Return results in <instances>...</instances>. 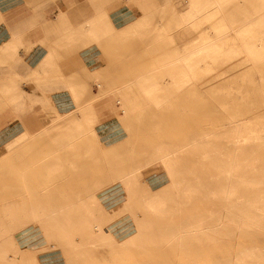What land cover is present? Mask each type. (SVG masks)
I'll return each mask as SVG.
<instances>
[{
	"label": "bare ground",
	"instance_id": "6f19581e",
	"mask_svg": "<svg viewBox=\"0 0 264 264\" xmlns=\"http://www.w3.org/2000/svg\"><path fill=\"white\" fill-rule=\"evenodd\" d=\"M63 2L64 6L59 3L56 17L58 22L68 20L67 13L94 12L98 14L91 19L93 25L89 26L86 21L81 28L72 29L69 26L65 31L70 41L76 40L77 37H81L84 41L83 38L88 35L87 37L95 39L100 36L101 41L114 40L111 44H115L117 39L129 36L134 38L148 21L155 19L151 14L153 10L149 0H135V2L132 0H84V5L80 4L81 0ZM240 5L242 6V3L238 0H178L177 6L184 13L182 17L180 16V21L185 24V29L179 36L182 35L188 42L190 41L193 50L187 49L184 57L177 58L178 64L164 65L160 71L141 76L139 81L143 89L162 88L164 90L172 84L179 89L196 87L199 88L198 90L209 92L210 94L206 97L199 96L197 92L193 118L198 123L208 121L215 125L211 130H201L187 135L186 143L180 148L181 155L170 153L164 147H160V152L154 155V160L150 164L154 163L155 168H162L159 174H166L168 182L164 190L148 192L143 200V207L153 214H163L165 212L163 206L168 197L176 201H188L195 194L198 200L207 202L212 207L215 205L214 210L202 215L197 214L191 219H183L181 221L183 225L180 227L172 230L167 228L160 233L154 231L144 234L141 232L142 227L151 229V225L155 223H152L153 220L150 221V219L142 221L134 217L137 233L118 238L115 235L117 226L113 224L120 220L118 227L126 226V222L121 218L123 210L120 209H123L135 197V192L130 193L129 198L116 212L105 214L92 209V204L102 207L100 201L102 197L97 194L88 196L87 199L91 201L87 203L80 200L76 194L68 196L57 192V189H63L62 185H49L47 188L48 182H58L66 178L68 182L69 174L73 178H76L77 174L84 178V175L91 171L92 174L97 173L101 176L106 173L105 168L96 166L89 170L90 166H94L91 162L82 163L72 160H67L68 163L59 162L63 156H69V158L76 156V154L72 156L70 153H61L56 155L57 159L53 163L39 164L34 172H28V175L33 173L42 175L51 168L50 173H59L54 178L46 177L43 181L40 177L29 178L27 173L20 175L15 162L12 164V171L0 173V182H4L0 184V199L3 201L0 207V264H29L24 258L26 254L20 247V243L15 240L16 236L21 238L22 245L29 252L46 251L53 242L60 250L65 251L66 255L72 256L74 251L80 252L81 248H84L82 250L86 254L87 246L92 244L116 245V243L137 241L141 243L145 238H149L161 244L186 243L190 246L205 247L204 252L218 254L206 259L209 264H264V10L236 8L229 10L231 14H245L243 18H228L231 23L238 22V30L232 31L233 24L229 26L224 24V19L219 18V13L222 8L229 9ZM259 5L264 6V0H261ZM123 6L137 7V10L141 11V16L121 29H117L111 25L109 14ZM173 9L160 10L164 16L174 13L176 9ZM255 13L257 15L253 16ZM249 14L252 15L248 16ZM34 18L31 15L11 28V40L0 48V59L7 57L13 42L22 41L26 31L24 25L31 24ZM50 28L53 27L46 26L44 30L48 32ZM28 41L33 44V47L38 44L33 39ZM90 42L92 41L87 42L86 45ZM133 42L130 47H139L138 40ZM56 54L57 51L49 48V52L39 61L36 68H31L28 63L24 62V64L21 60H17L18 62H15L3 75L7 78L14 77V79L22 75L35 80L40 79ZM66 54L68 53L65 52ZM23 65H28L26 74H22ZM152 68L155 69L153 66ZM218 70L220 72L216 74ZM225 70L232 73L227 77ZM70 71V79L65 82V86L76 98L79 92L78 87L81 92L85 90L86 78L81 77L79 73L76 76L75 68ZM232 76L233 79H230ZM167 77L173 78L171 83L167 81ZM6 83L5 88L12 87V81ZM218 86H235L239 90L216 93ZM97 87L101 88V92L104 91L102 84L98 83ZM26 92L20 89L19 94L15 96L12 106L16 111H23L24 105L19 103L29 97L25 94ZM126 94L118 93L116 103L125 110L123 113L127 110L134 113L139 106ZM30 98L32 102L30 106L43 103L45 100V96L37 95L34 91ZM219 105L222 108H219ZM42 106L46 107L43 104ZM199 106L202 107L201 111ZM139 124H141L140 121L136 123V125ZM91 126L92 122L84 123L78 117L58 118L50 127H46L45 132H42L39 137L51 136L52 140L72 139L90 130ZM36 133L32 134L26 128L19 137L5 146V151L0 154V157H22L30 153L34 147L26 148L24 143ZM60 149L62 150L61 147ZM183 152L187 154L186 156L191 153L200 155L201 166L195 169L191 159L182 156ZM206 162L208 167L204 165ZM28 179L37 182V185L34 189L30 186L24 190L21 181ZM125 183L134 184V177H129ZM11 197L15 198L10 200ZM70 197L76 201L70 202ZM43 213L48 216L50 226H43L44 236H40L42 234H36L34 227L37 228L36 222L40 221L39 215ZM129 224L131 225L130 222ZM231 242L236 247L233 252L228 250V247L232 245ZM209 247L214 248L207 250ZM198 251L203 252L202 248ZM19 258L22 260L18 261ZM183 264H199V259L187 258Z\"/></svg>",
	"mask_w": 264,
	"mask_h": 264
},
{
	"label": "rangeland",
	"instance_id": "374dc122",
	"mask_svg": "<svg viewBox=\"0 0 264 264\" xmlns=\"http://www.w3.org/2000/svg\"><path fill=\"white\" fill-rule=\"evenodd\" d=\"M63 1L66 3V1L71 2L73 0H18L17 2L22 7L27 4L35 20L31 24L24 25L26 31L23 34L22 41L13 42L11 51L6 55L7 57L0 59V154L5 151V146L19 137L26 128L32 134L37 133L32 138L30 136V139L25 140L26 148L34 147L30 150V153L22 157H0V173L12 171V164L17 162L15 165L17 164L18 173L20 175L27 173L26 175H28V172H34L39 164L53 163L57 159L56 155L61 153L76 154V156L72 155L73 157L70 158L69 156H63L59 162L65 161V163H68L67 160L82 163L91 162L94 166H90L89 170L92 167L96 168V166H101L102 169L105 168L106 173L101 174V176L97 175V173L92 174L91 171L85 174L84 178L83 176L79 177L78 174L76 178H73L69 174L68 182L67 178L58 182H48L47 188H49V185H62L63 189H57V192L68 196L76 194L80 197V200L87 203L91 201L87 199L88 196L97 194L102 197L100 201L103 208L92 204V209L95 212L98 210V212H105V214L116 212L124 204V201L129 198L130 193L135 192V197L130 200L132 202L129 201L123 209H120L123 210L121 218L122 220L124 219L123 221L126 222L127 227L124 225L118 227L120 220L113 224L115 227L117 226L115 235L118 238L137 233L134 217L142 221L153 220L152 223L155 224L151 225V229H147V227H142L141 229V232L148 234L154 231L160 233L167 228L172 230L183 225L181 223L183 219H191L197 214L202 215L212 212L215 205L212 207L211 204L198 200L195 194L188 201H176L172 197H168L163 206L165 208L163 214H153L143 207V200L148 195V192L164 190L166 188L165 184L168 182L166 174H159V170L162 168H155L154 163L150 164L154 160V155L160 152V147H164L170 153L181 155L180 148L186 143L187 135L195 134V132L201 130H211L215 127L208 121L198 123L193 118L197 92L201 97H206V95L210 94L209 92L198 90L199 88L196 87L179 89L172 84L164 90L162 88L143 89L139 85L141 76L160 71L164 65H176L179 62L177 58L184 57L187 49L193 50L192 43L188 42L182 35L179 36L185 29V24L180 21V16L182 17L184 13L177 6L178 0H161V2L159 0H149L153 10L151 14L154 15L155 19L148 21L134 38L129 36L117 39L115 44H111L114 40L101 41L100 36L95 39L87 37L88 35L83 38L84 41H82L81 37L70 41L65 31L69 26L72 29L81 28L82 25L86 24V21H88L89 26L93 25L91 19L98 14L94 12H72L66 14L68 20L65 19L62 22H58L56 20L58 7L59 3L64 6ZM83 1L81 0L80 4H83ZM132 1L135 2V0ZM238 1L242 3V6H235L229 9L222 8L219 13V18L224 19V24L226 23L227 26L233 24L234 30L232 31L238 30V22L231 23L228 18H243L245 14H231L229 10L235 8L242 10L254 9L256 11L264 10V6L259 5L261 0ZM133 2L131 3L133 4ZM36 6H39V8ZM53 7L55 12L50 14L49 10ZM165 8H174L173 10H176L174 13H168L163 16L160 9ZM255 15L257 13L253 16ZM46 16H51V18L46 20ZM140 16L141 11L137 10V7L123 6L109 14V19L113 27L121 29ZM14 17L13 13H9L6 16L0 15V22L12 21L9 25L13 26ZM28 17L24 18L27 19ZM78 17L80 18L78 19ZM9 25L6 24V38H11V26ZM46 26H52L53 28L46 32L44 30ZM107 30L109 31V29ZM30 39L35 40L39 45L37 44L33 47V44L28 41ZM137 40L140 42L139 47H130L134 43L133 41ZM89 41L92 42L86 45ZM105 47L109 48L105 50ZM33 48L40 49L43 57L49 52V48L57 51L49 66L45 68L44 75L37 79L38 81L29 76L22 75L14 79V77L7 78L3 75L15 62L21 60L27 64L25 57ZM65 52L69 55H65ZM225 65L227 66V64ZM27 66L23 65L22 74H26ZM36 66H31V68H36ZM124 67H126V70ZM74 68L76 69L74 73L76 76L79 73L81 77L84 76L86 78L85 90L81 92L78 87L79 92L76 98L65 86V82L70 79V70ZM217 72L220 71L218 70L215 73L217 74ZM225 72H227L225 73L227 77L232 73L229 70H225ZM230 79H233V76ZM172 80V77H167L169 83ZM11 81L12 87L7 86L5 88L6 82L9 83ZM98 83L102 84L103 92H101V88L97 87ZM20 89L27 91L25 94L29 97L23 99V101L19 100L21 101L19 104L24 105V109L23 111L17 110V112L12 105ZM238 90L235 86H218L216 93L236 92ZM33 91L37 95L45 96L43 103H35L30 106L32 104L30 97L33 96ZM117 92L127 93L126 95L132 97L131 99L138 104L139 108L134 113L129 110L123 113L125 110L116 103ZM42 104L46 107H43ZM199 107L201 111L202 107ZM219 108H222V106L219 105ZM68 116L78 117L84 123L92 122L91 131L88 129L72 139L52 140L51 136L39 137L42 132H45L46 127H50L54 123V120ZM138 121L141 124L136 125ZM182 154V156L191 159L192 166L195 169L201 166L199 163L200 155L191 153L186 156L185 152ZM204 165L208 167V162L204 163ZM50 170L52 169H48V172L46 171L42 175L33 173L28 176H30L29 178L40 177L41 180L45 181L46 177L54 178L55 175L59 174L56 172L50 173ZM131 176L134 177L135 183L128 185L125 180ZM3 183L2 181L0 182V184ZM21 185H23L24 190L30 186L34 189L37 182L28 179L21 181ZM76 191L80 194L78 192L77 194ZM14 198L11 197L10 200ZM69 200L70 202L76 201V199L71 197ZM118 200L120 201L118 202ZM1 203H3L2 199H0V207ZM39 216L40 221L36 222L37 228L34 227V230L36 234L44 236L43 226H50V222L47 219L48 216L44 213ZM130 229L134 230L131 231ZM15 240L20 243V247L26 254L24 258L28 260L29 264H183L187 258H198L199 264H209L206 259L218 255L204 252L205 247L190 246L186 245V243L182 245L168 244L169 242L161 244L157 240L152 241L149 238H145L141 243L137 241L122 244L116 243V245L111 243L92 244L89 245L90 247L87 246L86 254L82 250L84 248H81L80 252L77 250L74 251L72 256H68L65 251L60 250L53 242H51V247L46 251L29 252L22 245L19 236H16ZM231 243L232 245L228 247V250L233 252L236 247L233 242ZM200 248H202L203 252L198 251ZM211 248L213 249L214 247H209L207 250ZM21 260L22 258L18 259V261Z\"/></svg>",
	"mask_w": 264,
	"mask_h": 264
},
{
	"label": "crops",
	"instance_id": "0c3cea01",
	"mask_svg": "<svg viewBox=\"0 0 264 264\" xmlns=\"http://www.w3.org/2000/svg\"><path fill=\"white\" fill-rule=\"evenodd\" d=\"M17 2L18 0H0V15L6 16L9 13H13L15 15V17L13 18L15 24L13 23V26H16L17 23L23 21V19H25L24 17H28L29 15L31 16V11L29 10L30 7L27 6V4H25V6L23 5L22 7V5H20V3L17 4ZM36 7L39 8V6H36ZM41 8H44V7H41ZM49 12L50 14H53L55 12L54 7L51 10H49ZM46 17L47 19L51 18V16H46ZM10 23H12V21L0 22V48H2L5 44L9 43L11 40V38H6V34H5V30L7 29L6 24L9 25ZM9 26H11V28L13 27L12 25H9ZM42 57L43 56H42V52L40 51V49L33 48V50H31L29 54L26 55L25 61H27V63L29 62L30 66L35 67L39 63V61L42 59Z\"/></svg>",
	"mask_w": 264,
	"mask_h": 264
}]
</instances>
